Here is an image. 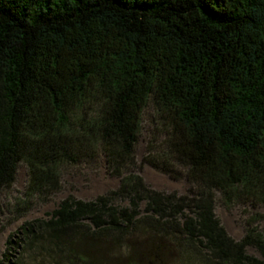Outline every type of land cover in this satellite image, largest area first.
Returning <instances> with one entry per match:
<instances>
[{
	"label": "trees",
	"instance_id": "1",
	"mask_svg": "<svg viewBox=\"0 0 264 264\" xmlns=\"http://www.w3.org/2000/svg\"><path fill=\"white\" fill-rule=\"evenodd\" d=\"M101 157L117 187L23 223L0 264H264V214L235 241L214 213L264 208V0H0V195L27 174L6 211Z\"/></svg>",
	"mask_w": 264,
	"mask_h": 264
},
{
	"label": "rangeland",
	"instance_id": "2",
	"mask_svg": "<svg viewBox=\"0 0 264 264\" xmlns=\"http://www.w3.org/2000/svg\"><path fill=\"white\" fill-rule=\"evenodd\" d=\"M146 143L147 135L142 134L135 150L138 164H141L145 155ZM139 174L144 182L154 190L184 194L188 189V183L185 180L170 179L147 164L141 165ZM26 181V169L21 165L18 168L16 181L11 191L0 195V261L5 260L4 256L8 255V242L18 241V230L23 223L47 218L56 209L58 203L68 195H72L82 201H92L97 196L103 195L109 190H114L118 185V180L106 172L103 157L100 158L97 169H90L84 166L64 169L62 172L61 191L47 204L36 206L25 217L14 220L8 211H6V207L16 197L20 196L25 188ZM214 213L228 236L238 241L244 235L246 221L255 218L256 215L264 214V208H252L248 205H235L230 208H225L217 203ZM256 226L259 230L264 231L263 223H258ZM246 253L249 256L264 261L253 248H247Z\"/></svg>",
	"mask_w": 264,
	"mask_h": 264
}]
</instances>
